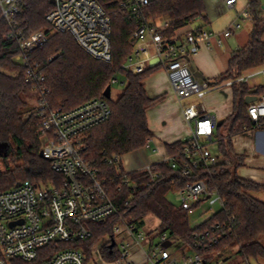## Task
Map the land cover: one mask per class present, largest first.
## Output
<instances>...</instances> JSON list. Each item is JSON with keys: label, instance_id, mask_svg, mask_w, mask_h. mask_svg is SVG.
<instances>
[{"label": "trees", "instance_id": "trees-1", "mask_svg": "<svg viewBox=\"0 0 264 264\" xmlns=\"http://www.w3.org/2000/svg\"><path fill=\"white\" fill-rule=\"evenodd\" d=\"M112 21V60L97 59L78 45L75 38L66 32L55 31L46 19L54 7L51 0H23L16 15V23L26 35L45 30L48 40L28 54L45 74L48 87L47 101L51 108L68 110L81 103L104 95L112 80L118 79L123 87L115 99L107 97L111 117L88 130L82 137V154L105 179V187L119 206V212L104 222H89L93 237L87 246L95 244L101 237L111 234L120 217L143 226L145 218L154 215L158 219L156 231L168 232L179 239L178 249L186 248L204 255V264L223 256L226 249L232 250L241 259L264 261V200L256 194L264 190V184L245 178L238 173L244 165L245 156L237 154L230 137L251 127L254 120L248 114L247 96L250 87L246 82L235 83L232 114L225 120L229 138L217 126L219 152L230 160L216 166L200 169L193 176H183L171 168L167 161L155 163L152 170L163 176L149 184L147 169L127 173L136 187H117L122 183L124 168L121 163H109L114 156L137 151L145 147L153 135L148 122V110L160 98L148 94L145 79L160 65L149 66L140 72L122 67L132 54L136 41L133 32L140 19L121 6L120 0H99ZM250 13L254 26L247 45L233 51L229 68L217 81L237 78L247 70L264 64V16L258 0H250ZM149 21L157 23L169 20L171 26L165 31L175 30L199 19L207 18L204 0H149L142 9ZM10 24L1 18L0 8V142L9 148L0 154L5 165L0 170V190L9 189L17 182L37 184H60L63 176L55 172L50 162L40 152L42 135L41 118L26 114L32 107L28 98L32 85L26 81V67L16 60L21 52L17 39H7ZM53 58V59H50ZM258 93H264L263 88ZM222 124V125H223ZM185 140L168 145L170 154L177 152ZM108 159V160H107ZM203 178L210 189L217 190L225 201L209 218L193 227L192 212L169 200L168 193L184 186L190 179ZM128 201V204H126ZM199 203L196 204V208ZM209 233V234H207ZM204 235V238H200ZM217 239L207 245L210 239ZM205 242L199 246L198 242ZM113 259L117 254L106 255ZM19 264V259H14Z\"/></svg>", "mask_w": 264, "mask_h": 264}, {"label": "built area", "instance_id": "built-area-1", "mask_svg": "<svg viewBox=\"0 0 264 264\" xmlns=\"http://www.w3.org/2000/svg\"><path fill=\"white\" fill-rule=\"evenodd\" d=\"M149 0H120L139 19L132 38L136 44L123 68L140 72L151 66V60L158 58L180 100L191 96L203 98L214 86L207 80L195 76L190 57L201 49V41L210 38L213 32L191 30L185 39L165 31L171 26L169 20L153 23L146 19L142 9ZM237 0H224L227 7H233ZM23 0H0L1 18L11 26L7 39H17L21 52L16 60L26 67V81L37 91V104L26 114L41 118L43 157L51 168L63 176L60 184H37L22 182L9 189L0 190V264H19L14 259L29 264H204V255L199 252L182 258L173 255L169 245L178 237L168 232L151 234L143 226L120 217L111 234L104 235L95 244L87 246L93 237L89 222H104L119 212V206L105 187L98 168L88 162L82 154V137L91 128L107 121L112 109L105 95L85 101L68 109L51 108L47 101L46 76L33 64L28 54L48 40L45 30L26 35L16 23V15ZM249 9L239 14L241 20L250 18ZM46 19L55 31L70 33L77 43L93 57L109 62L112 60V21L99 0H55L54 7ZM236 20L231 27L217 35L221 42L224 36L239 28ZM53 59V58H50ZM264 74V68L243 73L237 78L224 80L228 86L248 82ZM113 83L118 79L114 78ZM248 114L254 121L264 118V93L249 103ZM184 118L190 126V134L182 147L174 154H168L171 168L183 176H193L197 170L210 168L230 160L220 152L212 150L217 142L215 116L204 112L196 103L184 107ZM151 139L145 146L149 147ZM108 160V159H107ZM109 163H121L124 168L119 192L125 187H136L124 167L123 156L116 155ZM147 169L149 184L163 176L160 171ZM179 205L193 212L196 204L208 201L211 205L224 206L225 201L217 190L209 188L203 178L190 179L175 190ZM128 204V201H126ZM198 207V206H197ZM217 209L214 210V212ZM157 228V227H156ZM154 229V232L156 231ZM209 234V233H207ZM204 238L201 235L200 238ZM217 239H210L212 245ZM205 242H198L203 246ZM142 257H137V251ZM117 254L113 259L106 255Z\"/></svg>", "mask_w": 264, "mask_h": 264}, {"label": "crops", "instance_id": "crops-1", "mask_svg": "<svg viewBox=\"0 0 264 264\" xmlns=\"http://www.w3.org/2000/svg\"><path fill=\"white\" fill-rule=\"evenodd\" d=\"M239 0L233 7H227L224 0H204L206 6L207 18L196 20L194 23L187 24L175 30L174 34L180 39H185L187 32L191 30H207L213 32L210 38L201 41V49L195 55L190 57V65L194 72L201 74V80H207L214 86L203 97L191 96L184 100H180L168 78L166 70L159 66L152 74L145 79V86L148 94L153 98H160L159 101L148 110L149 127L153 133L150 137L149 147L145 146L137 151L126 153H138L137 159L130 160L132 169H143L144 167L165 161L168 154V145L186 140L190 134V126L184 118V107L190 103H196L201 110L215 116L220 131L229 138L227 118L233 112L234 104V84L226 85L224 81H217V78L226 72L229 68V62L234 50L248 44L250 33L254 26V19L251 16L245 20L239 18V14L245 10H250L249 2L246 0L245 5L236 7ZM260 10L264 16V4L261 0ZM245 6V7H244ZM236 13L229 14L225 8ZM224 11L226 13H224ZM231 11V12H232ZM236 20L241 21L239 28L233 29L232 33L224 36L221 42L218 41L217 35L229 29ZM264 40V34L262 36ZM264 68V64L247 70L248 72L255 69ZM246 71V72H247ZM264 76L259 74L251 78L248 86L251 90L263 88L264 82L258 81V78ZM257 95L260 93H250L249 95ZM254 124L240 133H236L230 137L234 150L237 154L245 156L244 165L238 168L239 175L251 179L260 184H264V118L254 121ZM223 124V125H222ZM222 128L225 130L222 131ZM147 148V150H145ZM124 154L123 156H125ZM124 164V163H123ZM260 199L264 200V190L256 194ZM154 215H149L147 217ZM147 217L145 218L143 227L149 232L154 231L157 225L147 227ZM157 219V218H156ZM158 220V219H157ZM155 235V234H154ZM179 239L173 242L176 247L170 249L171 253L178 258H182L187 254L194 253L186 248L178 249ZM137 257L141 255V251H137ZM140 257V258H141ZM256 261V262H255ZM178 264H184L181 260ZM205 264H263L255 259L244 260L237 256L234 252L224 253L218 259Z\"/></svg>", "mask_w": 264, "mask_h": 264}, {"label": "rangeland", "instance_id": "rangeland-1", "mask_svg": "<svg viewBox=\"0 0 264 264\" xmlns=\"http://www.w3.org/2000/svg\"><path fill=\"white\" fill-rule=\"evenodd\" d=\"M245 1L246 0H239L237 5H236V7H240V5H242V3H243V5H245V3H246ZM261 2H262V4H264V0H261ZM225 9H226L225 11L227 13H229V14L236 13V10L232 11L231 9H229L227 7ZM225 11H224V13H226ZM194 22H196V21H194ZM258 81H261L263 83L264 82V76L259 77ZM122 87H123L122 83H118L117 82V83L112 84L111 98L115 99L117 97L118 92L121 91ZM28 101L30 102V107H33V106H35L37 104L36 103L37 102V91H35V90L31 91V94H30V96L28 98ZM224 130L225 129L222 128V131H224ZM211 148H212V150L214 152L219 153L218 143L217 142L212 144ZM145 150H147V148H145ZM137 157H138V153H131L129 155L126 154L125 156H123L124 165H126V167L128 169H132V164L129 163V162H130L131 159H133V161H135V159H137ZM4 167H5V165L3 163V160L0 158V170H3ZM168 198H169V200H171L172 202H174L176 204H178L179 201H180L179 200V196H178V194L175 191H170L168 193ZM219 208H220L219 205H211L208 201L202 202L200 205H198V207L191 214V218H190L191 225L193 227L199 225L201 222H203L204 220L209 218L211 216V214L214 212L215 209H219ZM146 220H147V227H152V226L158 225V220L156 218H154L153 216L147 217ZM174 247H176V246L172 245L170 249H172ZM225 252L229 253V252H233V251L230 250V249H226ZM140 257H141V255L138 256V258H140ZM258 262H261V263L264 264V261L263 262L262 261H258Z\"/></svg>", "mask_w": 264, "mask_h": 264}, {"label": "water", "instance_id": "water-1", "mask_svg": "<svg viewBox=\"0 0 264 264\" xmlns=\"http://www.w3.org/2000/svg\"><path fill=\"white\" fill-rule=\"evenodd\" d=\"M54 1L55 0H51L52 3H54ZM156 62H158V58L152 59L151 60V66L155 65ZM195 76L200 77L201 74H199L198 72H195ZM257 92H258V90H251L250 91V93H257ZM104 95L106 97H111V86H108L105 89ZM256 99H257V95L256 94L255 95H248L247 98H246V102L247 103H251V102H253ZM8 147H9L8 143H6V142H0V154L6 152L8 150ZM40 154H41V156H43V152L42 151L40 152ZM21 183H22V181H19L15 185L16 186H19Z\"/></svg>", "mask_w": 264, "mask_h": 264}]
</instances>
